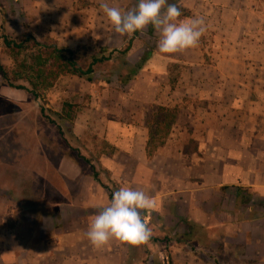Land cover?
Instances as JSON below:
<instances>
[{
    "label": "crops",
    "instance_id": "0c3cea01",
    "mask_svg": "<svg viewBox=\"0 0 264 264\" xmlns=\"http://www.w3.org/2000/svg\"><path fill=\"white\" fill-rule=\"evenodd\" d=\"M233 1L239 3L211 0L191 9V19L214 27L211 52L197 46L188 49L192 55H153L144 68L149 85L104 88L74 124L118 188L142 190L152 199L154 206L142 213L152 229L149 248L169 237L181 239L173 247L182 252L192 240L200 254L193 264H264V7ZM46 4L54 10L48 15H57L54 3ZM44 7L36 0L29 10L55 27L44 19ZM87 10L79 11L86 19ZM88 26L80 27L87 33ZM174 61L192 66V77L209 79L194 89L199 102L207 95L208 108L196 104L188 133L180 105L175 136L161 128L162 108L156 107L182 89L157 81ZM58 172L65 186L52 213L23 212L15 198L0 193V264H125L133 246L112 240L95 249L85 235L110 192L88 165L68 157H61Z\"/></svg>",
    "mask_w": 264,
    "mask_h": 264
},
{
    "label": "rangeland",
    "instance_id": "374dc122",
    "mask_svg": "<svg viewBox=\"0 0 264 264\" xmlns=\"http://www.w3.org/2000/svg\"><path fill=\"white\" fill-rule=\"evenodd\" d=\"M35 1L0 0V13H5L6 27L12 37L17 38L23 33H29L41 43H46L49 40L56 41L60 46L74 50L78 59L85 62L92 55L98 54L102 48L107 49L105 54L108 55L111 51L125 47L128 39L133 36H121L116 33L104 15L101 4L107 2L110 6L127 11L136 7L135 0H44L45 7L43 8L44 12H42L45 16L44 19L53 20L55 27L48 25L49 23H40L37 14H33L35 11L29 10ZM49 2L57 6L55 8L57 15H48L47 11H54L53 8L49 9V4H46ZM210 4L212 5L211 0H179V6L185 9L181 10L180 19H191L193 16L192 8H205ZM230 4H242L244 6L253 4L264 7V0H239V3L233 1ZM85 8L90 13L87 16L88 19L79 14V11ZM74 10H77L78 13L75 14ZM19 11L24 13L23 15L27 20H19L20 18L17 16ZM242 17L249 18L250 16L244 14ZM251 17V21L254 22L255 16L252 15ZM86 24L89 25L87 33L82 28ZM204 26L205 33L195 51L211 52L214 48L212 45L214 27L209 26L208 22L205 21ZM159 38V31H155V28L150 31V25L147 26L135 38L127 60L131 64H135L147 52H151L152 56L162 55L159 54L157 48ZM189 50L192 51V49ZM189 50L168 55H192ZM39 51L38 47L33 46L28 51L16 54L0 45V62L10 69H17L23 77L31 76L33 78V71L38 64L36 59L40 55ZM20 64L21 67H19ZM165 66L169 72L168 76L158 77V83L179 86L182 89L173 94H168L167 99L162 101L163 105L156 106L162 108L157 113L158 116L160 115L158 123L161 122L162 129L168 127V130L172 131L175 136L177 131H180L176 124H180L177 122L182 121L177 117V111L182 105L185 109L183 122L188 133H191L193 131L190 122L192 109H195L198 103L207 109L209 103L205 94L202 95L203 100L199 102L200 98L198 99V93L194 89L200 86L206 87L209 85V79L192 77L190 72L193 69L189 64L174 61L165 64ZM123 68L124 66L119 61L101 64L95 67L92 81L78 75L62 73L53 80L49 87L39 84L40 97L38 99L24 90L6 86L0 79V193H8L11 196L13 194L15 197L14 192H16L15 198H19L17 191L21 189L27 190L34 196L43 193L44 199L41 200L43 202L39 209H43L42 211L47 213H52L56 209L54 207L56 204L53 206L52 203H60L63 198L60 192L64 190L65 186V179L58 172L60 153L67 151L68 147L60 139L55 126L47 123V120L42 117L41 107L60 113L63 104L70 103L74 107L75 124L76 118L86 110L88 103L95 100L99 101L104 93V88L144 87L150 84V79L146 77L144 68L131 83L120 84L118 75L122 73ZM22 76L19 77L18 83L31 87L32 85ZM247 80L252 79L248 78ZM125 91L127 90L124 89L123 92ZM112 100L116 99L113 97ZM172 127L175 129L172 130ZM172 144L175 145L176 142L173 141ZM72 145L81 147L86 157L96 158L95 151L89 147V142L86 139L80 140V144L73 143ZM79 162L85 164L82 159ZM27 210L28 208L25 212ZM159 240L164 243L162 247L158 245ZM176 240L181 239L169 237L158 239L153 244H157L159 249H156L157 245H154V248H149L147 243L133 246V251L130 252L125 264H193V255L200 257L197 249L199 248L198 244L191 240L190 246L184 248L182 252L180 250L178 252L173 247V242ZM205 253L209 254L207 251ZM219 255L224 257L222 253Z\"/></svg>",
    "mask_w": 264,
    "mask_h": 264
},
{
    "label": "trees",
    "instance_id": "16d2710c",
    "mask_svg": "<svg viewBox=\"0 0 264 264\" xmlns=\"http://www.w3.org/2000/svg\"><path fill=\"white\" fill-rule=\"evenodd\" d=\"M135 1L137 4V0ZM167 3L176 4L180 10H185L179 6V0H167ZM5 18V13H0V45L6 49H10L16 54L28 51L34 46L40 49V55L36 59L38 64L33 71L34 79L31 76H28L29 79L23 77L20 71L17 69H10L2 62H0V79L6 86L24 90L33 95L35 99L40 97L38 92L39 84L44 87H49L52 85L53 80L62 73L78 75L86 78L88 81H92L95 67L109 61L121 62L124 68L122 73L118 75V81L120 84L127 85L139 75L147 61L152 57L151 52H147L135 64H131L127 60V56L132 49L134 40L141 32L139 31L134 33L133 36L128 39L125 47L111 51L108 55L105 54L107 49L102 48L98 54L92 55L88 61L82 62L78 59L74 50L69 47L60 46L56 41L49 40L46 43H41L34 35L29 33H23L22 36L17 38L12 37L7 30ZM153 29L154 27L150 25V31H153ZM19 67H21V64ZM21 76L32 86L28 87L19 84L18 82ZM41 114L42 117L47 120V123L55 126L60 139L68 147L67 151H62L60 153V156L68 157L78 164H82L79 162L80 159L84 160L85 164L91 168L93 179L98 182L100 186L110 192L109 196L111 199L113 192L118 189V186L110 179L108 172L100 168L96 158L86 157L81 147L78 148L72 145L73 143L80 144V139L74 132V107L66 102L63 104V109L60 113L41 107ZM17 194L19 198H15L16 192H14L15 197L13 194L12 197L18 202L19 207L23 212L28 208V213L37 215L47 213L45 211L43 212V209H39V206L42 205L43 202L41 200L44 199L43 195L36 198L37 195H31L25 189L17 191Z\"/></svg>",
    "mask_w": 264,
    "mask_h": 264
},
{
    "label": "clouds",
    "instance_id": "9594fccd",
    "mask_svg": "<svg viewBox=\"0 0 264 264\" xmlns=\"http://www.w3.org/2000/svg\"><path fill=\"white\" fill-rule=\"evenodd\" d=\"M104 15L121 36H131L151 25L160 33L159 54L180 53L198 46L205 33L202 19H180L182 13L176 4L167 0H137L133 10H122L101 4ZM154 206L142 190L122 186L115 190L108 204L103 205L89 222L87 240L95 249L106 247L112 240L138 246L152 237V229L143 219V211Z\"/></svg>",
    "mask_w": 264,
    "mask_h": 264
}]
</instances>
